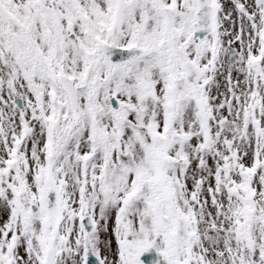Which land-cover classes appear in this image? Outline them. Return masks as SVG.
Segmentation results:
<instances>
[{"label": "snow or ice", "instance_id": "6c2138e0", "mask_svg": "<svg viewBox=\"0 0 264 264\" xmlns=\"http://www.w3.org/2000/svg\"><path fill=\"white\" fill-rule=\"evenodd\" d=\"M0 264H264V0H0Z\"/></svg>", "mask_w": 264, "mask_h": 264}]
</instances>
